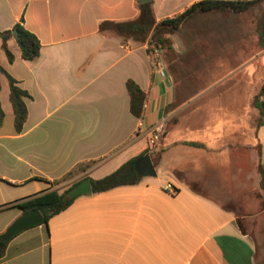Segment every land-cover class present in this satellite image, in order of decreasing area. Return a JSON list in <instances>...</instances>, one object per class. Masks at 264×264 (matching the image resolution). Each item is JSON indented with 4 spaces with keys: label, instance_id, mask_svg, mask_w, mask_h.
I'll return each instance as SVG.
<instances>
[{
    "label": "crops",
    "instance_id": "obj_1",
    "mask_svg": "<svg viewBox=\"0 0 264 264\" xmlns=\"http://www.w3.org/2000/svg\"><path fill=\"white\" fill-rule=\"evenodd\" d=\"M151 1L156 20L162 21L204 0ZM138 4L0 0V32L23 19L41 44L39 57L29 62L12 37L7 45L14 61L9 63L0 40V66L29 94L28 117L17 134L9 84L0 75L6 79L0 80L5 113L0 127V235L23 214L7 206L57 189L62 184L53 182L79 164L95 161L79 176L97 180L148 151L157 172L135 186L76 198L47 226L11 238L0 264H258L255 241L241 232L237 212L259 186L264 126L256 127L254 116L237 110L236 84L224 92L206 91L202 105L191 108L193 102L185 104L190 88L187 93L170 73L159 79L147 45L125 44L98 32L103 21L135 19ZM245 14L190 19L181 27L195 24L183 37V50L175 48L174 38L182 31L173 36V64L218 70L255 63L252 31L236 24ZM214 21L218 29H209ZM128 80L147 95L142 119L130 112ZM177 102L182 105L165 115L166 107ZM172 117L178 122L170 125ZM160 126L162 136L150 151L149 132ZM175 154L182 159L171 160ZM233 186L240 194L227 193Z\"/></svg>",
    "mask_w": 264,
    "mask_h": 264
},
{
    "label": "trees",
    "instance_id": "obj_2",
    "mask_svg": "<svg viewBox=\"0 0 264 264\" xmlns=\"http://www.w3.org/2000/svg\"><path fill=\"white\" fill-rule=\"evenodd\" d=\"M137 8L138 16L135 19L125 21H103L98 26V32L107 38L120 39L125 44L136 46L147 45V53L152 58V62L154 61V54L157 53L158 56H163L165 64L168 63L167 58H170L176 53L173 36L179 33L181 27L193 17L211 13L223 15L244 14L249 13L255 8L259 9V15L257 16L255 23L257 42L260 48L264 50V0H204L192 4L181 14L162 21L156 20L151 0L147 3L138 4ZM14 32H16V35ZM14 36L16 37L21 52V58L23 60L31 62L39 57L41 48L40 41L36 35L29 32L24 27V21L21 19L12 30L0 32L1 50L6 55L9 63H13L14 56L9 50L7 43ZM0 75L5 76L9 84V101L13 109L14 130L15 133L19 134L22 132L28 117L25 98L29 97V94L19 87L18 81L2 66H0ZM126 89L129 95L131 114L138 119H142L147 95L133 80H128L126 82ZM252 106L258 111L256 127L259 128L264 126V84L258 95L254 97ZM174 110H176L174 105L167 106L165 109V115H169ZM4 120L5 113L0 101V127L3 126ZM145 155H150L154 163L152 154L147 151L138 157L128 160L113 173L97 180L90 178L86 174L84 176H79L94 167L96 164L95 161L79 164L63 178L53 182L55 186L69 183L67 189L63 191H61L60 188L49 190L7 207L18 208L22 213L38 210L44 218L43 225L47 226L51 218L66 210L75 201V199H69L67 193L85 179L90 180L92 194H99L116 188L138 185L143 178H140L137 175L135 163L139 158ZM257 171L260 177L259 187L264 193V165L261 161L258 164ZM76 177L79 178L75 179ZM262 208L264 209V198L262 201ZM237 223L241 232L244 234L245 230L240 219ZM9 241L10 240H3L2 235H0V261L5 256Z\"/></svg>",
    "mask_w": 264,
    "mask_h": 264
},
{
    "label": "rangeland",
    "instance_id": "obj_3",
    "mask_svg": "<svg viewBox=\"0 0 264 264\" xmlns=\"http://www.w3.org/2000/svg\"><path fill=\"white\" fill-rule=\"evenodd\" d=\"M239 15V14H238ZM259 15V9L255 8L243 15V20L239 17L236 21L237 27L239 30H245L247 32L252 33L251 37V45L254 47V52L252 53L253 57L256 56L257 60L255 63H250L248 65L237 64L238 67L234 69H198V68H180L179 65L173 64L175 60L176 53L172 55L170 58H167L168 63H164L163 56H158L157 53L153 56L154 60L163 66L164 70H166L167 74L173 76V80L179 83V87L183 86L187 89L190 88L188 95L186 96L185 104L188 102H193L191 108L199 107L202 105V97L206 91H211L213 93H217L218 91H226L230 87H235L236 84V96L238 100L237 110L239 113H245L248 117L254 116L252 121L256 126L255 117L257 114V110L253 108L252 101L256 95L260 92L263 84H264V50L260 48L257 42V36L255 31V23L257 20V16ZM195 25L194 22L188 23L183 29H181L179 33V37L175 36V48L178 51L183 50L182 41L185 34L188 33L192 26ZM209 29L216 30L217 23L212 22L208 27ZM252 57V56H251ZM169 65V67H167ZM207 75V76H205ZM205 76V77H204ZM0 80L2 82H6V79L3 76H0ZM0 81V83H1ZM1 85V84H0ZM184 91V92H185ZM10 104V103H9ZM8 104V106H9ZM181 102H177L174 107L177 110L181 106ZM235 106V104H234ZM190 108V109H191ZM235 109V108H234ZM175 111V110H174ZM173 111V112H174ZM178 122L177 117H172L169 121V124H176ZM165 130V129H164ZM182 159L181 154H175L172 159ZM96 177V176H95ZM104 177V176H101ZM259 179V176H256ZM69 183L62 184L60 187L61 191L67 189ZM235 187H230L227 190V193L230 192V189L234 192ZM253 194L250 196V201L246 202L245 205L239 206L242 212H237L239 219L244 227L245 233L250 234L257 246V260L258 264H264V209L262 208V201L264 198V193L261 191L260 187L256 185L254 187ZM239 193L238 190L235 191V194ZM234 194V195H235ZM240 194V193H239ZM233 203V202H232ZM235 204V203H234ZM233 205L227 206V208H231ZM233 208V207H232Z\"/></svg>",
    "mask_w": 264,
    "mask_h": 264
},
{
    "label": "water",
    "instance_id": "obj_4",
    "mask_svg": "<svg viewBox=\"0 0 264 264\" xmlns=\"http://www.w3.org/2000/svg\"><path fill=\"white\" fill-rule=\"evenodd\" d=\"M150 0H138L139 4L147 3ZM16 35V32H14ZM135 169L137 175L140 178H155L157 172L155 166L151 160L150 155H145L139 158L135 163ZM92 187L89 179L83 180L81 183L73 187L68 193L69 199H76L81 196L91 195ZM44 218L38 210H33L27 213H23L17 220H15L2 235V239L5 241L10 240L14 236L18 235L22 231L29 228L42 225Z\"/></svg>",
    "mask_w": 264,
    "mask_h": 264
},
{
    "label": "built area",
    "instance_id": "obj_5",
    "mask_svg": "<svg viewBox=\"0 0 264 264\" xmlns=\"http://www.w3.org/2000/svg\"><path fill=\"white\" fill-rule=\"evenodd\" d=\"M153 70L159 79L167 77L166 70H164L163 66H161L159 63H157L155 60L153 61ZM144 108H145V105H144ZM162 131H163L162 127L160 126V127H156L154 129H152L149 132L148 148L150 151H153L157 148V145H158L159 139L161 137Z\"/></svg>",
    "mask_w": 264,
    "mask_h": 264
}]
</instances>
